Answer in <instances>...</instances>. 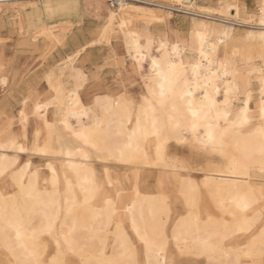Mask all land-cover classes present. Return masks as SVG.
<instances>
[{
	"label": "snow or ice",
	"instance_id": "obj_1",
	"mask_svg": "<svg viewBox=\"0 0 264 264\" xmlns=\"http://www.w3.org/2000/svg\"><path fill=\"white\" fill-rule=\"evenodd\" d=\"M44 7L50 17L57 15V7ZM258 7L259 23L264 26V0ZM236 8L239 13V5ZM116 15L109 16V23L100 33L101 43L111 40L109 33ZM246 22H255V18ZM20 31L23 32L22 27ZM248 39H256V34L249 33ZM258 39L261 51L257 57L248 49L246 59L237 60L241 53L236 50L231 56L226 52L223 60H215L211 53L205 55L202 44L201 59L188 65L182 59L177 62L167 53V46L161 43L156 51L162 55L159 60L152 59L151 75H145L143 70L140 72L147 88L140 97L129 96L127 88L119 86L125 69L121 68L120 58L110 52L105 64H110L115 69L114 75H119L114 81L99 78V87L117 89L120 95L114 98V105L118 111L112 115L113 100L105 96L103 99L108 102L103 108L105 117L97 116L96 123L89 128H69L79 141L77 151L83 161L81 165H69L76 174L77 183H73L66 173L65 191L61 194L54 171L53 191L49 192L45 187L41 192L38 182L33 184L29 180L26 185L19 178L32 168L31 158L19 167L15 156H0V177L4 178V189L0 191V251L3 252L0 264H264V27ZM151 45L149 38L148 47ZM174 52L176 56L181 55L178 47ZM254 59L261 62L258 69L260 125L250 132L245 127L251 126L247 107L234 120L231 116L233 102L245 94L249 98L252 95V74L257 71L252 67ZM249 68L252 70L248 71ZM228 77L231 79L225 82ZM202 82L201 98L192 89L193 84L200 88ZM48 83L55 93L53 102H58L64 85L54 73L49 74ZM218 85H222L223 90ZM208 87L214 89L212 95L208 94ZM216 94H222L223 100L218 102ZM100 100L98 96L97 105ZM24 103L28 104V100ZM244 103L246 105L247 101ZM83 111L92 115V106ZM65 126H68L66 120ZM239 138L252 143L246 142L241 147ZM173 139L186 144L191 154L169 162L167 145ZM11 143L15 149L16 141ZM152 146L157 166L172 168L178 179L186 174L180 179L182 200L177 205V219L174 224L164 219L165 216L169 221L172 219L169 199L165 197L159 214L152 212L151 218L145 219L141 211L142 226L135 217L131 221V232H124L117 224L118 242L109 249L107 242L89 226L102 217H106L111 225L121 210L122 193L112 191L109 169L113 164L149 159ZM6 147V144H0V148ZM17 152L29 157L35 155L41 162L54 154L47 143L41 147L39 141L31 148L21 145ZM209 157L220 158L216 177L210 176L204 167V161ZM94 161L100 162L97 166L99 174L95 168L87 167ZM82 169L84 179L81 182ZM39 171L38 166L32 175L36 176ZM257 171L260 174L258 189L252 182L253 173ZM194 173H202L203 181L188 178ZM105 177L108 179L104 180ZM47 183L45 181V186ZM97 202L103 206L97 207ZM21 203L29 210L27 219L21 211ZM214 211L219 217L213 214ZM37 216L43 218L35 227ZM189 237H193L192 246ZM169 249H172L171 260L168 259ZM186 256L196 258L185 259Z\"/></svg>",
	"mask_w": 264,
	"mask_h": 264
},
{
	"label": "bare ground",
	"instance_id": "obj_2",
	"mask_svg": "<svg viewBox=\"0 0 264 264\" xmlns=\"http://www.w3.org/2000/svg\"><path fill=\"white\" fill-rule=\"evenodd\" d=\"M82 2L85 7L94 11L96 16H100V13L104 12L103 23L91 30L90 38L83 43L79 42L80 44H78L76 36L71 37L74 51L64 58V66L59 64L60 66L52 67L47 72L45 71L43 76L41 75V80H44L46 90L38 91L37 84L34 87L28 86L27 92L20 100L15 114L9 107L10 101H6L5 98L0 101L2 102L0 103V144L7 145L6 148H0V156H15L19 162V167H23L31 158L33 162L32 168L19 178L26 185L29 180L33 184L38 182L41 192L45 190V187H47L49 192L53 191L54 171L61 185V194L65 191L64 176L66 173L73 183L78 182L75 172L69 165H81L83 161L77 151L79 141L69 131V128H89L96 123L97 116L105 117L106 114L103 108L108 103L103 99L105 96L113 100L111 105L113 109L112 115H115L118 111L115 109L114 98L120 93L112 90L105 91V89L101 92H93V89H86L87 73L82 66H76L74 62L87 49L102 44L100 42V33L103 31L105 24L109 23L108 18L113 13L117 15L112 21V30L109 35L115 40L117 46L114 45L115 47L110 52L120 58L121 68L125 69L124 73L131 74L139 79L140 91L137 97L147 92L140 72L143 70L145 75H151L152 59L159 60L162 55L156 51L161 43L167 46V53L172 54L177 62L182 59L186 65L201 59L202 44L204 45L203 51L205 55L211 53L212 58L215 60H223L226 52L231 56L236 50H240L241 53V56L236 58L237 60L246 59V50L248 49L251 50L254 57L259 56L261 51L258 39V34L264 27L259 23L260 11L258 5L261 0H254L255 9L249 8L245 0H122L117 6H111L108 0H83ZM45 5L57 7V15L50 17L44 7ZM62 5L68 7H60ZM74 5H79V7H74ZM80 5V0H0V32L9 26L16 32L18 44L20 45L38 48L47 46L50 40L60 44L65 35L81 22ZM236 5H239V13ZM173 11L189 16L186 29L179 30L177 27H173L171 22ZM9 17H11V23L10 19H8ZM253 18H255V22H246L252 21ZM122 24L124 25L123 28H121ZM21 27L23 28L22 33L20 31ZM37 27L40 29L35 32L33 29ZM41 33H44V35H41ZM249 33L256 34V39L249 40ZM8 38H11V36L3 37L0 35V41ZM149 38L152 40L151 48L148 47ZM105 42L111 43L110 41ZM177 47L181 53L179 56H176L174 52ZM213 48H215L214 52L212 51ZM2 52L3 50L0 51V90L5 91L19 83L21 73L13 64L15 58L19 57V55L17 54V56L13 53L14 55L10 58H5ZM126 57L129 60L128 63H126ZM260 63L259 60L254 59L253 61L252 67L256 68L257 71L252 74L253 87L250 89L251 97L249 98L246 94L238 97L233 102L232 108L231 119L234 120L247 107L251 126L246 125L245 127L250 132H254L260 125V114L258 111L260 103L258 69ZM243 66L241 64V67ZM188 70L190 72L191 68L189 67ZM251 70V68L248 69V71ZM213 71H215V68H213ZM52 73L64 85L62 96L58 102H53L52 98L55 93L51 91L48 83V76ZM228 79L231 78H225V82ZM213 82L215 83V81ZM18 85L17 87L19 88L20 86ZM218 86L223 90L222 85ZM192 91L195 95L202 98L204 92L203 82L200 88L193 84ZM207 92L212 95L214 89L208 87ZM128 95L133 96L129 92ZM98 96L101 97V100L97 105ZM215 98L218 102L223 100L222 94H216ZM25 100H28V104L24 103ZM244 101H247L246 105ZM90 106H92V115L83 111ZM21 113H23V116ZM69 113H76V115L70 116ZM65 120L67 127L65 126ZM14 124L17 125L15 128ZM104 127L107 129V123H105ZM115 127L113 125L114 129ZM188 135L189 137L191 136L190 133ZM13 140L16 141L15 149L11 143ZM37 141H39L41 147H44L47 143L54 154L50 158H44L41 162V158L35 155L29 157L26 153L17 152L21 145L31 148ZM239 142L241 147L246 142L252 143L250 140L246 141L245 138H239ZM61 152L64 154L59 155ZM69 152L72 153L71 156L68 155ZM190 154L191 149L186 144L178 143L176 139L169 141L167 145L169 162L177 158L182 159ZM99 163V161H94L88 163L87 167L95 168L99 174L100 169L97 167ZM49 164L52 165L51 169L48 168ZM219 165V157H209L204 161V167L212 177L219 175ZM38 166L40 171L36 176H33L32 173L36 172ZM81 172L80 181L82 182L84 179L83 169ZM109 175L113 183L112 191L119 190L122 193L121 210L113 218L111 225L108 224L106 217L97 219L93 224L89 225L95 229V233L99 237H102L107 242L109 249L113 245H117L118 242L117 224H120L124 232H131V221L135 217L138 224L142 226V221H140L141 211L143 210L145 219H150L152 212L159 214L163 208V198L165 197L169 199L172 219L169 221L167 216L164 219L174 224L175 219H177V205L182 200V197L179 196L180 179L185 178L186 174H182L178 179L172 168L157 166L154 146L149 151V159H141L131 164H113L109 169ZM259 175L258 171L253 173L252 182L257 189L259 188ZM188 178L194 181H203L204 175L202 173H194ZM107 179L108 177L104 178V180ZM238 179L243 180L244 178L239 177ZM45 181H48L47 186H45ZM9 187H11V183H9ZM241 188H243V185H241ZM3 189L4 178L0 177V191H3ZM76 190L79 192V188ZM233 195H235V192ZM82 198L81 195V200ZM45 199H48V197H45ZM96 206L102 207L103 205L97 202ZM21 211L27 219L29 210L24 209L22 203ZM259 211L260 209H257V212ZM213 214L219 217V213L214 211ZM42 218V216L35 217V227L39 226ZM169 235H171V229H169ZM200 235L203 237L204 234L201 233ZM192 239L193 237H189L190 246H192ZM97 243H99V240ZM0 246H2V239H0ZM2 257L3 252L0 251V258ZM184 258L194 259L196 257L186 256ZM168 259H172V249H169Z\"/></svg>",
	"mask_w": 264,
	"mask_h": 264
},
{
	"label": "rangeland",
	"instance_id": "obj_3",
	"mask_svg": "<svg viewBox=\"0 0 264 264\" xmlns=\"http://www.w3.org/2000/svg\"><path fill=\"white\" fill-rule=\"evenodd\" d=\"M82 1L83 0H80L81 2V5H80L81 22L78 25H75L74 29L70 30L68 34L65 35L64 39L62 40L60 44H58V42L50 40L48 41L47 46H44V47L37 48L35 46L34 47L25 46V45L18 44L16 32L13 31L12 29H9L8 31L2 30V32H0V35H2L3 37L11 36V38L0 41V51L3 50L2 52L3 57L10 58L12 55L18 54L19 57L15 58L13 64L14 66H16V68H18L19 72L21 73L20 75L23 77L22 78L20 76L19 78L21 80V81L19 80V83H18L19 85L17 84L18 86H20L19 88L16 85L15 87H12L11 89H7L5 91L0 90V101H2L4 98L6 99V101H10L9 107L12 110L13 114L17 112V109L19 107V102L23 98V96L26 94L28 86L34 87V85L37 84L38 91L42 92L46 90L45 82L44 80H41V77L43 76L45 71L47 72L52 67H56V66L58 67L60 65L64 66V58L68 54H71L74 51V46L70 44L71 37L76 36L75 38L77 39L78 44L83 43L85 40H88L90 38L91 30L95 29V27H99V25L103 23L104 15H105L104 12H101L100 16H96L94 11L85 7ZM245 1L249 8L255 9L254 4H253L254 0H245ZM173 13H174L173 17H178L179 15H183L181 17V19H183L181 24L183 25L184 29H186L189 16L186 14L180 13V12H176V11H173ZM8 19H10V23H11L12 22L11 17H9ZM173 27L175 26L173 25ZM39 29L40 28L37 27V28H34L33 30L36 32V30H39ZM110 42H111L110 44H108L107 42H104L100 44L99 46H96V47L94 46L92 48L87 49L85 52H83V54H81L74 61L76 66H82L84 70L86 71L87 77H88V79L86 80V84H87L86 89L88 88L91 90L93 89V92H99V91L101 92L104 89L105 91L106 90H112L113 92L117 91L116 88H111V89L102 88L101 89V87H99V78H106L110 81H114L117 78V75H119L118 73L114 75L115 69L110 64H107V65L105 64V61L109 60L108 56H109L110 50L113 47L117 46L113 38H111ZM9 45L11 46L9 47ZM46 56L50 58H47ZM125 59H126V63H128L129 62L128 58L126 57ZM22 63L25 67L22 65ZM121 81L119 84L121 88L123 87L127 88L128 92L131 95L135 97L138 96V93L140 91V82L137 77H134L131 74L124 73V78ZM13 126L15 128L17 125L14 124Z\"/></svg>",
	"mask_w": 264,
	"mask_h": 264
},
{
	"label": "crops",
	"instance_id": "obj_4",
	"mask_svg": "<svg viewBox=\"0 0 264 264\" xmlns=\"http://www.w3.org/2000/svg\"><path fill=\"white\" fill-rule=\"evenodd\" d=\"M178 16V15H177ZM183 15H179L178 17H173L172 19V23L175 27H177L179 30H184L183 25L181 24L182 20L181 17ZM9 29H11L9 26H7L4 31H8ZM72 45V42L70 43ZM72 48V47H71Z\"/></svg>",
	"mask_w": 264,
	"mask_h": 264
},
{
	"label": "built area",
	"instance_id": "obj_5",
	"mask_svg": "<svg viewBox=\"0 0 264 264\" xmlns=\"http://www.w3.org/2000/svg\"><path fill=\"white\" fill-rule=\"evenodd\" d=\"M122 0H108L111 6H117Z\"/></svg>",
	"mask_w": 264,
	"mask_h": 264
}]
</instances>
